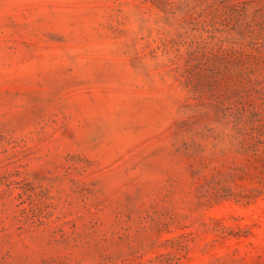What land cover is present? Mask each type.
Segmentation results:
<instances>
[{
	"label": "rangeland",
	"instance_id": "obj_1",
	"mask_svg": "<svg viewBox=\"0 0 264 264\" xmlns=\"http://www.w3.org/2000/svg\"><path fill=\"white\" fill-rule=\"evenodd\" d=\"M0 264H264V0H0Z\"/></svg>",
	"mask_w": 264,
	"mask_h": 264
}]
</instances>
